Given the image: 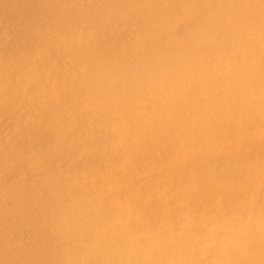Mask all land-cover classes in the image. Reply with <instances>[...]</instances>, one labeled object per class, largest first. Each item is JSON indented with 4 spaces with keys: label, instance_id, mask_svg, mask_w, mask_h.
Listing matches in <instances>:
<instances>
[{
    "label": "bare ground",
    "instance_id": "1",
    "mask_svg": "<svg viewBox=\"0 0 264 264\" xmlns=\"http://www.w3.org/2000/svg\"><path fill=\"white\" fill-rule=\"evenodd\" d=\"M151 1L156 8L142 10L157 9L155 16H140L148 37L153 24L165 36L158 47L132 39L119 47L104 33L133 7L129 0L91 12L110 24L97 26L96 42L84 49V72L27 86L0 70L5 107L20 101L47 115L36 146L22 137L10 143L12 162L42 175L10 182L0 170V264H264V196L246 198L264 186V153L243 158L237 172L231 161L234 151L264 142V0ZM77 13L67 10L65 21L89 19ZM87 138L133 174L102 188L90 170L53 177L50 148L59 143L75 158L89 149ZM161 162L175 168L170 185ZM144 171L139 206L155 195L163 203L173 195V203L144 212L131 202L125 187Z\"/></svg>",
    "mask_w": 264,
    "mask_h": 264
},
{
    "label": "rangeland",
    "instance_id": "2",
    "mask_svg": "<svg viewBox=\"0 0 264 264\" xmlns=\"http://www.w3.org/2000/svg\"><path fill=\"white\" fill-rule=\"evenodd\" d=\"M6 1L7 0H0V3L2 4V5L0 4L1 6L0 9H2L0 10V53L1 52L3 53V54L1 53L2 55L0 54V70L6 73L7 75L10 74L12 75V77L13 76L16 77L19 82H22L23 84L27 86H30L33 84L34 80L37 77L51 78L55 74H57L58 76L64 77V76H67V74H69V72H72L73 70L75 73L84 72L85 68L84 66H81V64L84 63V59H83V56L85 55L84 49L87 47H90L96 42L100 34L99 29L96 28L97 26L105 25V27H107L110 24V23H107V20H103L99 18L98 15L95 16L94 14H91V12L99 13L108 7H116L129 0H90V1L89 0H84V1L83 0H52V1L51 0H48V1L47 0H31L30 2L28 1V3H33L36 1L35 4L31 7L27 6L26 0H8L7 1L8 3ZM133 2H134L133 7L129 8L127 11L124 12V16L120 18V23H118L115 26L110 24V26L108 27L110 30H108L107 28V30L104 33H106L108 36V39L110 41H114L116 45L117 44L119 45L121 43L122 45L120 44L119 47H124L127 43H130L131 39L134 41L140 40V43L143 45L152 43L150 45V48H152L153 46L158 47V43L156 42L159 40L161 43H163L162 41L165 40V36L159 34L158 26L156 24H153L151 28L155 31V34L151 36L154 38L148 37L146 31H147V28L149 29V24L145 18V17H154L157 9H155L154 11H149L148 13L146 12L145 14H144V11L142 10L144 6H154L156 8V5L151 0H133ZM71 8H74L76 10V13L78 12L79 14H82V15L83 13L84 14L88 13L87 17H89V19L84 20V22L75 21V23L74 21H68V22L65 21V18L67 16L66 15L67 10H70ZM5 9L8 11H5ZM78 13L77 15H79ZM141 14L145 15V17L140 16ZM22 19L25 21H23ZM129 21L130 22L132 21V23H129ZM27 29H29V32L27 31ZM31 30L32 31L34 30V31L32 32ZM141 31L142 32L144 31V32L142 33ZM133 32L135 33V35ZM124 33L127 34L128 37H126ZM123 37L126 39H124ZM123 39L125 41H123ZM121 40L123 43L120 42ZM123 49L121 51H123ZM56 57L58 58V60ZM35 63L37 65H35ZM1 79L2 78L0 77V82H1ZM17 110L18 112H16ZM45 120H47V115L45 113H41L39 112V110L34 111L33 109H30L29 106H27L26 104L20 101L14 103L13 105L9 107H5V104L0 99V152H1L0 153V170L1 172H4V173L6 171L5 173L6 176L4 175V173L3 174L1 173L2 177L8 178L10 182L28 179V183L29 182L33 183L39 178V175H42L43 170L41 171V169L31 171L28 168V166L23 167L21 165L19 166L18 164L15 165L12 162V158H11L12 146L10 143L13 140H17L20 137H22V138H25L24 139L25 142L28 141L29 143H32L33 146H36L37 145L36 143H39L41 138L38 135H35L34 131L35 129L42 130L46 128L47 122ZM85 143L89 149L86 148L85 150H83V152H80L78 156L75 158L68 157L64 153L66 147H63L59 143L58 144L56 143V146L53 147V150L50 148L51 154L53 153L52 154L53 157L50 158L52 159L51 161H53V164L50 166V170L52 171L53 177L55 178L59 177L57 179H62L68 173L69 169L70 170L78 169L76 171L83 170L85 173H88L90 170V173L97 172L100 174L94 178V182L96 183L95 185L97 187L102 188V184L105 181H118V180H122L123 178H125V176H127L128 173L130 174L132 172L131 174H133V171H127L125 169H122L121 166H118L117 158H119V156L117 157L113 153H110L107 151L103 152L102 148H97L95 146H92L94 143H97L94 139L87 138ZM76 144L79 145L81 143H76ZM90 144L92 147L90 146ZM34 149H35V153L42 152L39 147H35ZM36 149H38V151H36ZM236 151H234L231 154V161L236 163L237 165L235 168V172H237L238 170H241L240 163L242 162L243 158L246 157L245 158L246 160H251L254 158L258 159V157H260V155L264 153V142L255 143L249 146L245 150H240V151L236 150ZM5 154H7L6 157H5ZM88 158H90V160ZM220 159H221L220 155L213 159L214 161L212 165L214 166L212 167L215 168L216 170H218L219 168ZM88 161L90 162V164H88L89 163ZM5 162L7 163L4 164ZM30 165L32 166V164ZM142 165L140 167H142ZM65 166H68V167H65ZM143 166L145 167V165ZM161 166H162L163 173L165 176L164 179L166 180L167 178L164 184L170 185L174 179L173 176L175 174V168L172 167L170 163H165V162H161ZM17 167L19 169H17ZM22 167H23V170L21 169ZM144 167L143 169H145ZM58 168L60 170H58ZM19 171L22 173H20ZM13 172H15V175L13 174ZM17 172H18V175H17ZM121 172H122V177L120 176ZM118 176H120L121 178L119 179ZM133 180H134V183L127 185L125 187V190L128 193V196L131 193L130 200L131 202H133V204L137 208H140L144 212H147L149 209L153 208L156 205H157L156 209L159 210L163 206L173 203L172 202L173 195L168 196V198L165 199L164 203L162 199L154 200L156 199V196H157L155 195L154 199L153 197L145 196L142 199L141 205L139 206V204L137 203L136 191L140 190L141 185H145L147 183L146 172L144 171V173L138 174V175L134 174L132 177V181ZM96 181L98 182V184ZM245 184L246 182H241V185L244 186ZM263 196H264V186L261 189H259V191L251 190L250 192L247 193L246 198L249 199L250 202L255 203L261 199L260 197H263ZM179 207L185 208L184 205H180ZM189 211H192V208H190ZM1 222H2V219L0 218V227H4L3 223Z\"/></svg>",
    "mask_w": 264,
    "mask_h": 264
}]
</instances>
